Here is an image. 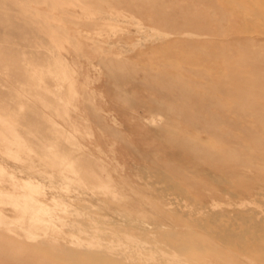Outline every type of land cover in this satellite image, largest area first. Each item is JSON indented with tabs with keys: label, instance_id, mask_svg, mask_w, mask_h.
Wrapping results in <instances>:
<instances>
[{
	"label": "rangeland",
	"instance_id": "374dc122",
	"mask_svg": "<svg viewBox=\"0 0 264 264\" xmlns=\"http://www.w3.org/2000/svg\"><path fill=\"white\" fill-rule=\"evenodd\" d=\"M207 1L211 8L197 12L187 0H0V132H18L23 147L13 146L23 159L32 151L47 164L49 153L62 160L60 182L82 199L73 207L97 206L108 184L127 199L115 204L140 213L130 195L136 188L171 223L119 230L190 264H254L249 252L192 222L244 203L255 208L246 189L264 190V118L256 114L264 113V35L238 34L233 10ZM190 12L201 23L211 15L208 26L190 22ZM0 163L28 177L21 161ZM68 171L93 189L78 193ZM153 171L170 184L163 187ZM39 177L46 194L37 197L54 205L56 190ZM0 180L10 186L2 174ZM18 193L25 202L26 192ZM17 209L0 203L16 221ZM61 231L92 239L69 226ZM114 244L105 250L62 236L32 238L17 222L0 223V264H155L128 259Z\"/></svg>",
	"mask_w": 264,
	"mask_h": 264
},
{
	"label": "bare ground",
	"instance_id": "6f19581e",
	"mask_svg": "<svg viewBox=\"0 0 264 264\" xmlns=\"http://www.w3.org/2000/svg\"><path fill=\"white\" fill-rule=\"evenodd\" d=\"M211 3L212 2L209 3L207 0H187L185 5L190 11L202 12L210 9V5H212ZM217 3L223 4L225 8L228 7L229 9H231V11L233 10L235 17L231 19H234V24L240 29L238 34H243L245 36L247 35L250 38L255 34H259L258 36L264 35V0H218ZM188 16L190 18V22L206 26L207 24L205 23L206 21H208L207 19L211 15L204 17V20L206 21L202 23L200 21H197L200 20V18L195 20L193 19V12H190ZM205 26L204 28L206 30V27L208 25L206 27ZM224 33L226 34V32ZM184 42L187 41H183L182 43L184 44ZM198 42V45L202 44V42ZM187 44L191 45V43ZM173 46L175 49L176 45ZM177 49L178 48H176V50ZM192 49H190L189 52H193ZM234 86H237L236 89H234L235 91L241 90L239 89L238 84H234ZM237 96L239 97V94H237ZM148 106L150 109V104ZM91 113H93V111ZM256 114H259L260 117L264 118V113L261 114L259 112H256ZM13 132L15 133V135L13 136H7L8 133L6 135L5 131L0 132V158L7 161H21V164L24 163L23 167L21 168H23V171L28 174V177L18 179L17 176H15L16 174H12L13 172L11 170L10 171L12 173L9 172L5 168L6 166L4 167L0 163V174H2V176H5L8 184L10 185H7L8 187L2 186V184L5 182L0 180V203H7L9 205H11V203H15V206L18 207L17 211L19 212L17 221L15 218H11V216L9 217L5 213L0 212V223L5 227L9 228L10 222H17L28 232V234L32 238L47 235L62 236L63 239L65 238L67 240L75 242V244L82 243L89 246H101L105 250H110L108 248L109 243L114 242L115 244L113 249L120 251L121 254L128 259H139L143 261L153 262L155 264H190L188 262V258L183 257L180 253H177L175 251H166L162 249L156 242L148 241L145 237L140 238L128 231L119 230L117 228L118 224H132L146 230H153L154 224L151 220L158 224L162 229L169 226V224L171 223L166 219V216L158 209L156 205L144 198V195L138 189L130 188V195H132L131 200L136 203L137 207L141 209L140 213L126 209L123 205L120 206L115 204L114 201L116 200H113V198L122 200V202H126L127 199H124L125 197H123L120 192L115 190L117 189L115 188V186L113 188L112 185L108 184L106 186H103V190L101 192L103 193L104 198L100 199V202L97 206L92 205L89 207H84L79 205L77 208H75L73 207V205L75 203H77L78 205L76 199H82L79 195H77L76 197H70L68 195V193L71 192V190L68 189L70 184L65 181L64 183L60 182V174L64 172L59 168L62 166V160L59 159L58 161H54V159H52L51 157L52 154L49 153V164H47L43 160L39 159V157L37 159L36 155L32 151H28L26 153L25 159H23L21 155L17 154V148L13 146L14 143L17 142V147H23L21 145L22 138L16 130H13ZM92 146L94 147L95 145ZM45 148H48V146ZM258 165L259 163L257 162V166ZM33 166H36V168H33ZM34 169H37L36 173L39 174L40 177L47 179L50 182L52 188L56 190V192L52 194L51 197H49L50 200H53L55 202L54 205H50L37 197V192H40L42 194H46V192L44 187L41 185L42 183L38 184L34 180L36 174ZM96 172L97 171L95 170L92 174H95L97 176ZM68 174L72 175L70 176L71 178L77 180L75 183L77 184L75 188L78 189V193L91 191L89 189H93L91 188L92 186H89L87 183L80 181L77 176L75 178L74 173L68 171ZM152 175L158 183L163 184V187H167L170 184L158 172L153 171ZM93 178L96 181L99 180H97L94 175ZM122 185L124 186L125 183ZM94 189L97 190L96 186ZM19 190H24V195L26 192L27 196L25 202L21 201V195L18 193ZM72 190L75 191L74 188ZM245 194L254 198L253 202L255 200L254 203L257 204L255 208L248 209V203H244L241 205L243 207L242 209L236 208L229 211L222 210V212H219L218 214H214L213 216H209L206 218L194 219L192 220V222L198 228H206L215 234H220L223 240L231 242L238 250L249 252V254L252 256V258H254V261L256 262H254V264H264V200H260L261 197H264V190L260 186L255 185L252 188L249 187L248 189H246ZM100 196L102 195L100 194ZM68 198H72L74 202H69ZM84 214L90 217V222L82 223L75 220L76 217ZM41 223L46 224V228H41ZM65 226L87 232L90 236H92V239L82 240L79 238H75L71 236L70 233L61 231ZM239 230L240 232H245L246 234H239ZM101 235L113 236L114 240L102 238Z\"/></svg>",
	"mask_w": 264,
	"mask_h": 264
}]
</instances>
